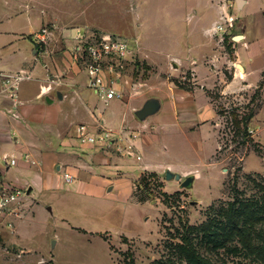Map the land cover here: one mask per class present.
Returning <instances> with one entry per match:
<instances>
[{"label": "rangeland", "instance_id": "374dc122", "mask_svg": "<svg viewBox=\"0 0 264 264\" xmlns=\"http://www.w3.org/2000/svg\"><path fill=\"white\" fill-rule=\"evenodd\" d=\"M6 1L24 6L31 3L40 11L46 28L61 31L62 40L67 31L74 36L77 29L129 39L133 54L125 72L130 77L125 80V88H133V94L108 104L100 101L96 114L103 115L108 128L117 130L124 114L131 113L126 101L140 108L147 99L159 98L160 112L147 121L157 124L158 140L144 158L158 171L168 163L183 165V178L195 176L196 180L191 188H184L181 182L167 181L165 173L156 174L159 187L152 186L154 191L139 189L136 182L132 186L134 199L129 203L143 200L147 204L124 205L113 197L77 192L74 185L51 195H38L40 214L37 217L35 208L32 210L35 203L29 205L31 208L25 207L21 233L0 223V264H153L158 260L184 263L175 246L181 243L188 228L207 224L212 229L206 235L190 232L201 255L217 264H259L237 240L222 246L219 226L231 203L257 200L264 194V115L255 119L263 111L262 92L258 88L222 95L219 86L212 90L198 83L197 72L205 70L215 75L223 70L227 81L232 79L222 61L228 51L226 41H216L214 50L219 56L210 57L200 50L207 40L200 33L202 25L198 19L207 0H0L3 14ZM34 12L38 15L37 10ZM194 29L199 31L195 35L199 39L194 44L197 49L191 58L187 56L182 61L179 57L186 53L189 44H178L175 39L184 38ZM175 91L194 94L198 99L195 106L206 102L199 95L210 98L212 105L208 107L215 117L205 127L193 128L204 132H193L186 138L173 124L175 114L168 101ZM58 100L56 96L55 102ZM235 115L251 116L247 130L235 127ZM71 121L73 132L77 125L90 123L79 117ZM251 129L256 131L253 135L249 133ZM11 171L21 179L28 178L25 170L13 166ZM49 208L53 215L46 213ZM263 229L257 227L254 233L258 245Z\"/></svg>", "mask_w": 264, "mask_h": 264}, {"label": "crops", "instance_id": "0c3cea01", "mask_svg": "<svg viewBox=\"0 0 264 264\" xmlns=\"http://www.w3.org/2000/svg\"><path fill=\"white\" fill-rule=\"evenodd\" d=\"M227 1L207 0L201 8L198 23L202 25L200 33L207 40L200 50L212 57L219 56L214 50L218 38L213 34V28L220 16L228 11L238 18L235 29L226 35L228 51L222 58L226 64L224 69L232 79L227 81V72L223 70L217 71L218 75L205 70L197 72L198 83L212 90L219 86L222 95L254 91L262 86L260 101L263 111L255 117L260 119L258 117L264 115V0H235L236 6L230 10L223 6ZM6 5L4 14L0 9V193L4 187L13 186L25 191L26 195L12 206L16 214L0 218V223L21 233L25 207L35 203L32 210L35 208L38 217V195H51L70 185H74L77 192L100 198L113 197L124 205L147 204L143 200L129 203L134 199L133 184L148 173L166 174L171 170L182 174L183 165L168 163L158 171L156 165L144 158L146 152L152 151L158 134L156 123L139 122L135 116V111L142 106L135 108L132 101H124L130 105L132 114H124L117 130L108 128L103 115L96 114L100 101L108 104L112 100H101L87 87L86 73L79 70L72 59L75 35L71 36L67 31L62 40L61 31L46 28L40 11L31 3L24 6L6 1ZM193 12L196 16V11ZM45 30L49 31L48 39L46 44H40L38 37ZM197 32L194 29L184 38L176 37L178 44H189L180 60L187 56L191 58L197 49L194 45L199 42L195 38ZM18 73L24 79L19 83L15 104L6 92L4 81L6 76ZM127 78L130 77L125 76L119 86L124 100L127 94H133V88L131 91L125 88ZM59 92L62 99L58 98ZM56 96L58 102H55ZM47 97L54 102L48 104ZM200 97L206 102L195 106L198 99L194 94L175 91L174 97L168 101L175 114L173 124L186 138L195 132H204L193 128L195 125L205 127V123L216 115L208 107L212 105L210 98L205 94ZM9 110L13 113H7ZM78 117L90 120L88 124L79 125L88 126L94 135L103 130L110 133V141L104 145L83 144L76 134L79 125L74 132L71 129V120ZM134 158L136 161L132 160ZM12 160L16 163L11 164ZM13 166L28 172V178L21 179L17 172H12ZM49 212L53 215L52 209L46 210ZM9 224L13 226L10 228Z\"/></svg>", "mask_w": 264, "mask_h": 264}, {"label": "built area", "instance_id": "2783aa9c", "mask_svg": "<svg viewBox=\"0 0 264 264\" xmlns=\"http://www.w3.org/2000/svg\"><path fill=\"white\" fill-rule=\"evenodd\" d=\"M223 6H226L228 10L233 9L236 6L235 0H228ZM237 21L238 18L230 12L222 13L218 23L213 28V34L217 36L219 44L225 43L226 35L230 30L235 29ZM48 35L49 31L45 30L38 37L39 43L46 44ZM73 41L72 59L78 69L86 73L89 90L104 101L124 100V93L119 89V86L125 77V72L132 58L131 41L122 36L104 34L88 29H77ZM5 78L6 92L16 104L18 86L24 77L21 73H18L10 74ZM7 113L13 112L9 110ZM14 116H16L15 113ZM255 132L252 129L249 130L251 135ZM76 134L83 144L104 145L111 139V134L105 130L94 135L86 125L77 126ZM15 163L16 160H12L11 164ZM23 195H26L23 190L13 186L4 187L0 193V218L16 214V209L12 206L18 204ZM12 226V224H9L10 228Z\"/></svg>", "mask_w": 264, "mask_h": 264}, {"label": "trees", "instance_id": "16d2710c", "mask_svg": "<svg viewBox=\"0 0 264 264\" xmlns=\"http://www.w3.org/2000/svg\"><path fill=\"white\" fill-rule=\"evenodd\" d=\"M262 89V86L259 88ZM251 116L240 118L238 115L234 117V125L238 130H247V123ZM151 177V178H150ZM156 174H146L138 182L139 189L151 188L152 186L159 187ZM154 178V179H153ZM224 223L219 226L223 244L237 240L243 249L251 255L255 256L259 264H264V229L261 234V243H255L254 233L257 227H264V194L260 199L248 202H233L224 212ZM212 229L210 224L204 225L201 228H188L187 233L182 237L181 243L175 246L177 255L184 263L158 260L153 264H217L211 259L201 255L192 243L190 232L200 231L206 235L207 231Z\"/></svg>", "mask_w": 264, "mask_h": 264}, {"label": "water", "instance_id": "95a60500", "mask_svg": "<svg viewBox=\"0 0 264 264\" xmlns=\"http://www.w3.org/2000/svg\"><path fill=\"white\" fill-rule=\"evenodd\" d=\"M177 67V66H176ZM58 98L62 99L63 95L59 92ZM46 102L48 104H52L54 100L50 97H47ZM162 108L161 100L156 97H151L145 101L142 107L135 111V116L141 122L147 121L151 116L160 112ZM165 178L167 181H177L181 182L182 187L191 188L192 184L196 180L195 176H189L187 178H183L182 175L173 173L171 170H167L165 174ZM112 191V189H110Z\"/></svg>", "mask_w": 264, "mask_h": 264}, {"label": "bare ground", "instance_id": "6f19581e", "mask_svg": "<svg viewBox=\"0 0 264 264\" xmlns=\"http://www.w3.org/2000/svg\"><path fill=\"white\" fill-rule=\"evenodd\" d=\"M239 75H241V74H239Z\"/></svg>", "mask_w": 264, "mask_h": 264}]
</instances>
